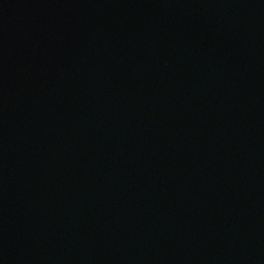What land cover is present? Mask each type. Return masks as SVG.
Listing matches in <instances>:
<instances>
[{
	"label": "water",
	"instance_id": "95a60500",
	"mask_svg": "<svg viewBox=\"0 0 264 264\" xmlns=\"http://www.w3.org/2000/svg\"><path fill=\"white\" fill-rule=\"evenodd\" d=\"M0 264H264V0H0Z\"/></svg>",
	"mask_w": 264,
	"mask_h": 264
}]
</instances>
